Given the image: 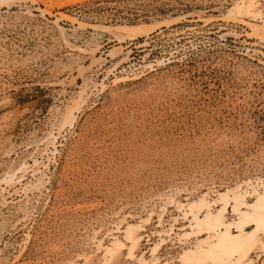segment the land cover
Returning a JSON list of instances; mask_svg holds the SVG:
<instances>
[{
  "label": "rangeland",
  "instance_id": "rangeland-1",
  "mask_svg": "<svg viewBox=\"0 0 264 264\" xmlns=\"http://www.w3.org/2000/svg\"><path fill=\"white\" fill-rule=\"evenodd\" d=\"M236 1L0 3V264H97L95 254L82 262L92 232L117 217L146 218L175 191L186 203L264 179V41L228 15ZM117 26L143 33L132 41ZM80 95L57 152L40 159ZM173 219L187 227L169 208L165 228ZM160 230L154 217L140 252ZM182 248L168 241L158 257L176 262ZM114 261L133 264L126 251Z\"/></svg>",
  "mask_w": 264,
  "mask_h": 264
},
{
  "label": "bare ground",
  "instance_id": "bare-ground-1",
  "mask_svg": "<svg viewBox=\"0 0 264 264\" xmlns=\"http://www.w3.org/2000/svg\"><path fill=\"white\" fill-rule=\"evenodd\" d=\"M0 1L2 3L4 0ZM232 6L228 15L240 18L239 22L247 30L248 36H258L264 41V11L261 10L260 1L238 0ZM70 22L72 25L75 24V21ZM140 27L112 28L116 33L121 32L125 34L123 36L134 41L142 36L143 30ZM104 29L108 31L110 28L104 27ZM160 64L163 62H159ZM146 67L154 70L151 64ZM141 73L143 74L144 71ZM109 75L114 73L109 71L106 77ZM121 79L127 80L128 77L115 78L114 83ZM100 87L103 90L105 85L101 83ZM84 102V95H80L65 107L64 115L60 120L61 124L58 126L56 124V127H52L48 132L40 159L46 158L49 161L50 155L57 152L56 141L61 136L64 125L68 124L70 127L73 125L76 118L75 112ZM32 159V168L40 164L37 158ZM42 166L47 169V165ZM29 167L28 164H23L21 168ZM182 193L183 191H175V193L160 196V205L146 210V218H140L138 221L130 222L127 217L116 218V214L117 220L104 234L100 235L99 231L92 232L90 244L94 252L84 254L82 262H88L95 254L100 255L97 264H111L124 251H126V260L133 264H253L256 263L252 259L253 254L257 259L260 256L264 257V179L246 180L223 191L209 190L190 200L187 198L186 203L179 200ZM169 208H175L182 221L187 223V227L177 228L179 219H173V224L165 228L164 217ZM229 210L232 218H228ZM154 217L157 218V228L161 229L156 233L158 241L145 252H140L142 233ZM172 240L183 248L176 262L173 260L162 262L158 253L163 245ZM150 241V236L147 235L146 243L150 245ZM66 264L79 263L71 261Z\"/></svg>",
  "mask_w": 264,
  "mask_h": 264
}]
</instances>
